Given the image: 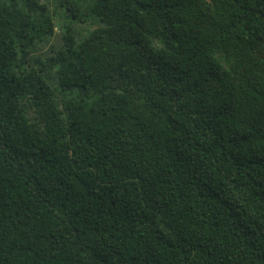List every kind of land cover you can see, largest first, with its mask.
I'll return each instance as SVG.
<instances>
[{
  "label": "trees",
  "instance_id": "trees-1",
  "mask_svg": "<svg viewBox=\"0 0 264 264\" xmlns=\"http://www.w3.org/2000/svg\"><path fill=\"white\" fill-rule=\"evenodd\" d=\"M0 264H264V0H0Z\"/></svg>",
  "mask_w": 264,
  "mask_h": 264
},
{
  "label": "rangeland",
  "instance_id": "rangeland-1",
  "mask_svg": "<svg viewBox=\"0 0 264 264\" xmlns=\"http://www.w3.org/2000/svg\"><path fill=\"white\" fill-rule=\"evenodd\" d=\"M49 9H50L52 12H54L56 8H55V6H54V5L50 4V7H49Z\"/></svg>",
  "mask_w": 264,
  "mask_h": 264
}]
</instances>
